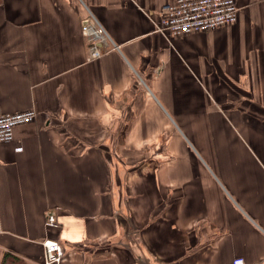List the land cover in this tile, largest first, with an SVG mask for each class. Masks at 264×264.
Here are the masks:
<instances>
[{"label":"crops","instance_id":"crops-1","mask_svg":"<svg viewBox=\"0 0 264 264\" xmlns=\"http://www.w3.org/2000/svg\"><path fill=\"white\" fill-rule=\"evenodd\" d=\"M174 1L0 0V109L38 112L0 143V264L48 239L60 264H264V0L186 36L158 30Z\"/></svg>","mask_w":264,"mask_h":264},{"label":"built area","instance_id":"built-area-1","mask_svg":"<svg viewBox=\"0 0 264 264\" xmlns=\"http://www.w3.org/2000/svg\"><path fill=\"white\" fill-rule=\"evenodd\" d=\"M237 0H175L160 11L158 30L173 36H186L208 32L234 25L238 21ZM82 31L90 45V59L103 57L116 46L107 31L89 14L82 20ZM38 112L26 110L5 114L0 109V143L14 140V130L18 126L31 124ZM48 225L55 226L56 216L48 213ZM45 264H60L64 260V249L57 240L44 242ZM231 264H247L244 258H235Z\"/></svg>","mask_w":264,"mask_h":264},{"label":"trees","instance_id":"trees-1","mask_svg":"<svg viewBox=\"0 0 264 264\" xmlns=\"http://www.w3.org/2000/svg\"><path fill=\"white\" fill-rule=\"evenodd\" d=\"M1 264H29L19 258L18 256L11 254V253H6L3 257V260Z\"/></svg>","mask_w":264,"mask_h":264}]
</instances>
